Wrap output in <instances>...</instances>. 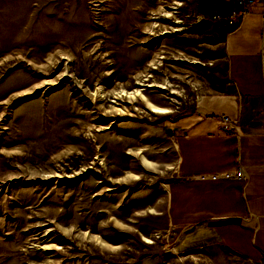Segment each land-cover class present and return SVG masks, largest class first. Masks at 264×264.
Masks as SVG:
<instances>
[{
  "label": "rangeland",
  "instance_id": "obj_1",
  "mask_svg": "<svg viewBox=\"0 0 264 264\" xmlns=\"http://www.w3.org/2000/svg\"><path fill=\"white\" fill-rule=\"evenodd\" d=\"M221 1L0 0V264H200L168 232L159 127L226 89ZM137 87L173 113L116 99Z\"/></svg>",
  "mask_w": 264,
  "mask_h": 264
},
{
  "label": "crops",
  "instance_id": "obj_2",
  "mask_svg": "<svg viewBox=\"0 0 264 264\" xmlns=\"http://www.w3.org/2000/svg\"><path fill=\"white\" fill-rule=\"evenodd\" d=\"M237 0L213 4L227 16ZM264 0L225 35L224 91L206 92L192 107L160 122L176 152L168 183V232L175 248L199 250L200 264H264ZM235 121L225 131L221 117ZM241 165L243 174L230 175Z\"/></svg>",
  "mask_w": 264,
  "mask_h": 264
},
{
  "label": "bare ground",
  "instance_id": "obj_3",
  "mask_svg": "<svg viewBox=\"0 0 264 264\" xmlns=\"http://www.w3.org/2000/svg\"><path fill=\"white\" fill-rule=\"evenodd\" d=\"M164 17H169V12H165V14H163ZM157 24V23H156ZM156 24L154 26H156ZM158 25V24H157ZM162 58V57H159ZM159 60H155V62H152L151 64H149V66H151L152 69L156 68V62ZM131 66V59L127 61V66L126 68ZM149 76L151 75H145V77H147L146 79H142L143 75L138 74L135 77V81L136 84L138 86H147V87H158L160 89H171V86L168 84L164 85V84H157V83H153L151 82V80H149ZM144 81H147L146 83H144ZM170 93H176V94H180V91H176V90H171ZM102 97L105 99L106 96L101 93ZM117 97L116 99H118V97H125L128 98L129 100H135V99H139L141 100L144 104H146L148 106V109L150 111H152L153 113L156 114H170L173 113V110L169 107H162V106H157L155 105L142 91V89H140V87H137L136 89L132 90V91H128L125 89H121L118 93H116ZM113 102V101H112ZM173 102H176L175 100ZM61 139V138H60ZM69 141H71L70 137L66 136L64 139L62 140H57L56 142H53L49 145L50 148H52L53 150H56L57 146L59 143H68ZM142 160L144 163L148 164L149 161L145 158L142 157ZM173 252V249H172ZM174 253V252H173Z\"/></svg>",
  "mask_w": 264,
  "mask_h": 264
},
{
  "label": "built area",
  "instance_id": "obj_4",
  "mask_svg": "<svg viewBox=\"0 0 264 264\" xmlns=\"http://www.w3.org/2000/svg\"><path fill=\"white\" fill-rule=\"evenodd\" d=\"M236 3L238 5L237 8H234L227 16H224L221 19L219 17V19L223 20L225 22V25L229 28L235 27L239 23V20L244 14L251 12L253 10V7L255 5V0H237ZM262 38H263V46H264V24L262 30ZM262 61H263V74H264V51L262 53ZM234 123L235 121L230 120L226 116L221 117L222 128L225 131H231L235 129ZM242 174L243 171L241 165H239L236 171L231 173L230 175L240 176Z\"/></svg>",
  "mask_w": 264,
  "mask_h": 264
}]
</instances>
